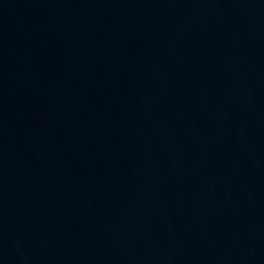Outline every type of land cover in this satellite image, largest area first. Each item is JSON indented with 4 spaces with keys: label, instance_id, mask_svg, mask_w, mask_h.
<instances>
[{
    "label": "water",
    "instance_id": "1",
    "mask_svg": "<svg viewBox=\"0 0 264 264\" xmlns=\"http://www.w3.org/2000/svg\"><path fill=\"white\" fill-rule=\"evenodd\" d=\"M0 264H264V0H0Z\"/></svg>",
    "mask_w": 264,
    "mask_h": 264
}]
</instances>
